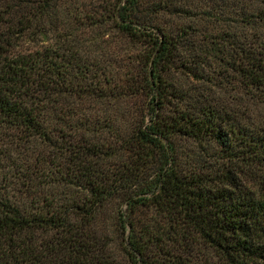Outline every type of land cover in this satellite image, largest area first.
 Listing matches in <instances>:
<instances>
[{
	"label": "trees",
	"instance_id": "16d2710c",
	"mask_svg": "<svg viewBox=\"0 0 264 264\" xmlns=\"http://www.w3.org/2000/svg\"><path fill=\"white\" fill-rule=\"evenodd\" d=\"M0 264H264V0H0Z\"/></svg>",
	"mask_w": 264,
	"mask_h": 264
},
{
	"label": "rangeland",
	"instance_id": "374dc122",
	"mask_svg": "<svg viewBox=\"0 0 264 264\" xmlns=\"http://www.w3.org/2000/svg\"><path fill=\"white\" fill-rule=\"evenodd\" d=\"M55 33L54 32H46L44 33V35H40L39 37H36V43L35 42H30L29 39L24 40L23 42V48H36V47H41L43 46H47V44H52L55 42V37H54ZM112 205H109L108 208H106L105 213L106 215L109 217L110 216V210ZM122 210H125V206L121 207ZM107 226H110V218H108L107 221Z\"/></svg>",
	"mask_w": 264,
	"mask_h": 264
}]
</instances>
